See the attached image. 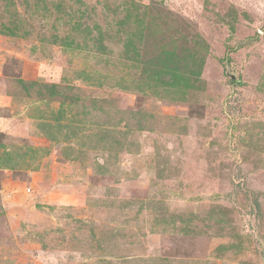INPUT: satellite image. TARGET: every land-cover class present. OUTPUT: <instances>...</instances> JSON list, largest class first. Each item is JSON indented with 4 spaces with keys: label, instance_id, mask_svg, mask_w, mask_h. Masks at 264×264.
<instances>
[{
    "label": "rangeland",
    "instance_id": "1",
    "mask_svg": "<svg viewBox=\"0 0 264 264\" xmlns=\"http://www.w3.org/2000/svg\"><path fill=\"white\" fill-rule=\"evenodd\" d=\"M0 264H264V0H0Z\"/></svg>",
    "mask_w": 264,
    "mask_h": 264
}]
</instances>
